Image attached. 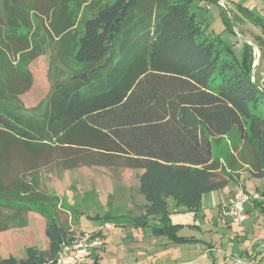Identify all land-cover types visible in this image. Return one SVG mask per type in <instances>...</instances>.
<instances>
[{"label": "rangeland", "instance_id": "374dc122", "mask_svg": "<svg viewBox=\"0 0 264 264\" xmlns=\"http://www.w3.org/2000/svg\"><path fill=\"white\" fill-rule=\"evenodd\" d=\"M114 1L0 0V104L22 115L34 136L46 142L38 155L20 140L13 141L11 151L6 147L0 153L3 185L15 192L0 199V261L25 259L28 248L49 252L46 231L54 218L68 235L63 258L82 255L75 264H264V232L252 239L241 225L230 226L222 213L238 191L264 198V178H258L264 176V155L261 158L236 131L214 141L215 163L207 170L212 175L207 183L225 186L203 195L198 216L187 208L175 214L169 208L172 199L166 200L171 223L183 225L178 236L196 242L177 244L156 237L153 230L162 224L158 218H151L147 228L89 219L146 215L139 186L147 167L133 170L125 160L59 146L58 136L68 124L50 126L47 120L58 85H70L86 69L74 61L86 20ZM159 1L142 0L140 11ZM191 11L238 59L248 45L253 47L252 76L264 89V0H194ZM70 20L74 28L63 33ZM154 164L151 182L167 176L175 180L179 167ZM258 202H252L255 208Z\"/></svg>", "mask_w": 264, "mask_h": 264}, {"label": "trees", "instance_id": "16d2710c", "mask_svg": "<svg viewBox=\"0 0 264 264\" xmlns=\"http://www.w3.org/2000/svg\"><path fill=\"white\" fill-rule=\"evenodd\" d=\"M141 1L115 0L86 20L74 54L86 69L70 85H58L48 125L68 124L58 136L59 146L125 160L132 169L147 167L141 177L146 215L90 220L147 228L151 218H158L162 224L153 230L156 237L194 243L178 236L183 225L171 223L166 200L197 213L206 192L225 186L207 183L212 176L207 170L215 163L214 141L233 131L263 157L264 89L252 79L253 47L248 45L238 59L196 21L194 0H161L144 11ZM71 20L63 33L74 28ZM33 131L22 115L0 104V153L20 140L38 155L46 142ZM154 162L179 167L175 180L167 176L151 182ZM3 184L0 177L1 200L15 193ZM46 234L49 252L28 248L25 259L9 257L0 264H56L68 235L54 218Z\"/></svg>", "mask_w": 264, "mask_h": 264}, {"label": "built area", "instance_id": "2783aa9c", "mask_svg": "<svg viewBox=\"0 0 264 264\" xmlns=\"http://www.w3.org/2000/svg\"><path fill=\"white\" fill-rule=\"evenodd\" d=\"M252 79L255 82L254 76ZM260 199V196L254 192L238 191L224 207L223 214L230 217L234 226H240L248 219L246 209L247 204H252L253 201ZM68 250L69 246L66 244L63 252L58 257L56 264H75L76 261H81L82 255H73L74 257L64 259L62 254Z\"/></svg>", "mask_w": 264, "mask_h": 264}, {"label": "crops", "instance_id": "0c3cea01", "mask_svg": "<svg viewBox=\"0 0 264 264\" xmlns=\"http://www.w3.org/2000/svg\"><path fill=\"white\" fill-rule=\"evenodd\" d=\"M245 39H246V41L249 43V44H252L251 43V41L248 39V38H246V37H244ZM254 45V44H253ZM133 170H136V169H133ZM261 178H264V176H262ZM228 184V183H227ZM140 187V189H141V186H139ZM248 189V188H247ZM263 191H264V189H263ZM141 198L143 199V207H146V206H148L149 204H148V202H147V200H146V198H145V196L144 195H142L141 196ZM260 205H259V207L258 208H255V205L256 204H247V206H246V209H247V212H249L250 213V215H248V219L241 225L242 226V228H243V230L246 232V233H248V234H250V235H252V239H254V237H256V235L259 233L260 234V232H264V223L262 222V220H263V218H264V198L263 199H261V200H259V202H258ZM170 206V205H169ZM174 205H172V206H170L169 208L171 209V207L174 209L173 210V213H175V214H179L180 213V211L181 210H186L185 209V207H183V206H179V207H173ZM255 208V209H254ZM173 213H171V215H170V219L172 218V214ZM223 213V212H222ZM191 215H193L194 216V213H190ZM200 214V212L199 213H195V215H199ZM223 215V214H222ZM224 217L231 223V219H230V217H228V216H225L224 215ZM198 219H199V217H198ZM181 224H184V223H181ZM230 226H234L232 223L230 224ZM234 230V229H233ZM254 235V236H253ZM230 237H232V236H230ZM249 237V236H248ZM156 237H154V239H155ZM158 239V238H157ZM160 239V238H159ZM102 261V260H101ZM96 264H98V262H96ZM257 264H261V263H257Z\"/></svg>", "mask_w": 264, "mask_h": 264}]
</instances>
